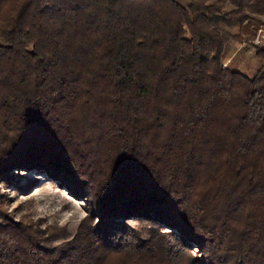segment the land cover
<instances>
[{
    "label": "trees",
    "instance_id": "1",
    "mask_svg": "<svg viewBox=\"0 0 264 264\" xmlns=\"http://www.w3.org/2000/svg\"><path fill=\"white\" fill-rule=\"evenodd\" d=\"M261 25L264 0H0V178L86 202L70 237L0 222V264H264V53L221 65Z\"/></svg>",
    "mask_w": 264,
    "mask_h": 264
},
{
    "label": "rangeland",
    "instance_id": "2",
    "mask_svg": "<svg viewBox=\"0 0 264 264\" xmlns=\"http://www.w3.org/2000/svg\"><path fill=\"white\" fill-rule=\"evenodd\" d=\"M237 29L226 28L221 33L223 51L221 63L252 76L263 62L260 57L248 54L240 46L241 40L251 38L242 35L234 40L232 35ZM86 202L70 195L54 180L42 173L25 169H12L5 179L0 178V222H18L22 225L38 227L49 232L62 227L65 237L73 234L80 218L86 213ZM130 225H137V220L127 219ZM166 230V229H165ZM62 239L57 238L56 243ZM190 254L200 257L201 251L196 247Z\"/></svg>",
    "mask_w": 264,
    "mask_h": 264
},
{
    "label": "built area",
    "instance_id": "3",
    "mask_svg": "<svg viewBox=\"0 0 264 264\" xmlns=\"http://www.w3.org/2000/svg\"><path fill=\"white\" fill-rule=\"evenodd\" d=\"M240 46L243 47L246 53L252 54L255 57H257V51L264 53V25L255 28L251 38L241 40ZM221 65L224 66L223 63Z\"/></svg>",
    "mask_w": 264,
    "mask_h": 264
}]
</instances>
